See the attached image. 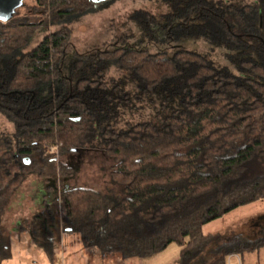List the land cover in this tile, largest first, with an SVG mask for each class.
Returning <instances> with one entry per match:
<instances>
[{
  "label": "trees",
  "instance_id": "16d2710c",
  "mask_svg": "<svg viewBox=\"0 0 264 264\" xmlns=\"http://www.w3.org/2000/svg\"><path fill=\"white\" fill-rule=\"evenodd\" d=\"M119 1L25 0L0 19V264L31 178L50 195L21 230L49 256L56 227L122 259L176 245L178 264H228L264 247V224L253 238L204 232L264 201V0H141L137 34L73 38L70 23ZM86 152L110 160L106 192L75 186Z\"/></svg>",
  "mask_w": 264,
  "mask_h": 264
},
{
  "label": "rangeland",
  "instance_id": "374dc122",
  "mask_svg": "<svg viewBox=\"0 0 264 264\" xmlns=\"http://www.w3.org/2000/svg\"><path fill=\"white\" fill-rule=\"evenodd\" d=\"M140 1L141 0H120L111 8V10L89 13L77 20H74L69 24L72 31H74L73 38L76 36V40L81 45L90 43L91 40L97 39L96 42L100 44L101 47H105L107 44L114 42V40L119 38V36L122 34H137L138 29L136 24L129 19L130 12L140 7H152V3ZM53 29L57 28L54 27ZM72 41L74 42L75 39ZM187 44V46L192 49H200L202 51H207L210 49L209 45L203 41H189ZM74 47L75 46H70L69 50L71 51ZM3 125H5V121L0 118V126ZM6 127L9 128V125L6 124ZM96 154V152H86L76 159L75 163L78 165V167L73 170V174L76 176L74 184L77 187H92L96 190L106 192V188H109L107 185L110 182V160L106 157L104 158L103 156ZM71 183L73 182L71 181ZM37 184V178L28 179V181L24 183L21 189L18 191L10 211L6 216V224L8 228L11 227L12 223H14V220L20 214L18 209H26V199H30L28 196L32 194L33 196L37 197L38 193L35 192ZM43 186V184H40L39 188H43V191L40 194L50 195V193L47 191H49L51 188ZM39 198L42 199V196L40 195ZM263 203V201H259L250 205L248 204L241 206L238 209L228 213L223 218L213 221L211 224H209L213 227H217L219 225V229L222 230L220 231L221 233H227L228 231H239L250 237L254 236L253 233L257 235L255 233L256 228L264 224ZM28 222L29 220H26V217H23L18 225L21 227L22 223L26 225ZM254 225L258 226L254 228ZM67 228L69 229V227H66V230ZM66 230L64 231V234L66 235L67 241L72 239L75 243L74 246L76 250H78L77 252L83 254L85 248H83L84 246L81 234L79 232H73L72 230ZM50 235L51 246L54 247V249L51 250L53 255H48L47 260L45 261L42 257L44 246L39 244L37 240L33 238L31 232H29L27 229L24 231H18L17 233H12L10 231L8 234V243L11 248V258L13 259L9 263L15 264L18 260H22V257H24L26 261L25 264H64L61 229L58 227L54 228L49 236ZM55 247H61V252L55 251ZM177 249V246L172 245L165 253H158L148 258H126L127 260H120L119 257L121 254L103 257L97 247H87L86 250L90 256L89 264H102L103 260L105 264H175L179 259L178 252H176ZM66 251L69 253L71 250H69L67 247ZM244 263L264 264V247L260 251L245 252ZM232 264L239 263L236 259H234Z\"/></svg>",
  "mask_w": 264,
  "mask_h": 264
},
{
  "label": "crops",
  "instance_id": "0c3cea01",
  "mask_svg": "<svg viewBox=\"0 0 264 264\" xmlns=\"http://www.w3.org/2000/svg\"><path fill=\"white\" fill-rule=\"evenodd\" d=\"M56 189H54L53 193L56 192L55 191ZM35 192L38 193L37 194V197L33 196L32 194H30V199H26V209H23V208H20L18 209L19 210V215L18 217L14 220V223H12L11 227H10V231L12 233H17L18 231H22L21 230V227L18 225L21 221V219L24 217H26V220H29L28 224L33 220V217L34 215L39 212L43 207H44V200H42L41 198H39V192L37 190V188L35 189ZM55 194V193H54ZM34 197V198H33ZM32 198V199H31ZM259 202V201H258ZM264 202V201H263ZM254 203H257V202H254ZM253 204V203H251ZM250 205V204H249ZM263 206H264V203H263ZM248 207V206H247ZM211 224V223H210ZM210 224H207L204 226V232L206 234H209V233H218L222 230L219 229V225L217 227H213L212 225ZM16 229V230H14ZM222 229V228H221ZM70 230L67 229L66 231ZM254 232V231H253ZM62 253L64 255V264H89V255L87 253V247L84 245V242H83V248H85V250L83 251L84 253H79L77 252L78 250H76L75 246H74V242L72 239H70L69 241H67L66 239V235L64 234L65 232L62 231ZM231 233H241V232H227L225 234H231ZM246 235V234H245ZM254 236H251V237H256V235L253 233ZM250 237V236H249ZM34 244V242H33ZM172 246V245H171ZM176 246V245H175ZM67 247L69 248V253H67L66 249ZM170 248V247H169ZM169 248L164 251V252H161V253H165L169 250ZM177 250L176 252H178V255H179V259L178 261L175 263V264H178L179 261H180V247L177 246ZM61 247L58 248V247H55V251L57 252H61ZM82 250V249H81ZM47 256L48 254L46 253V251L44 250L43 254H42V257L43 259L46 261L47 260ZM113 256V255H112ZM112 258V257H111ZM120 260H124L122 259L121 257H119ZM13 258L11 259H7L5 261H3L1 264H10L9 262H11ZM236 259L238 261L239 264H245L244 263V257L241 259L240 257L236 256V255H233L229 258V263L228 264H232L233 263V260ZM127 260V259H125ZM8 262V263H7ZM34 262H37V261H34ZM26 261H25V258L22 257V260H18L17 263L15 264H25ZM37 264V263H36ZM102 264H105L104 263V260H103V263Z\"/></svg>",
  "mask_w": 264,
  "mask_h": 264
},
{
  "label": "water",
  "instance_id": "95a60500",
  "mask_svg": "<svg viewBox=\"0 0 264 264\" xmlns=\"http://www.w3.org/2000/svg\"><path fill=\"white\" fill-rule=\"evenodd\" d=\"M24 1L25 0H0V19L2 21L12 19L17 9L23 6ZM25 162L30 163V160L25 159ZM48 187H55V183L49 184Z\"/></svg>",
  "mask_w": 264,
  "mask_h": 264
}]
</instances>
